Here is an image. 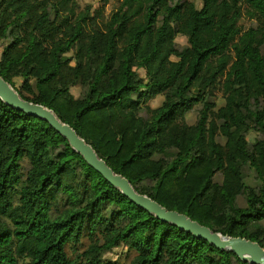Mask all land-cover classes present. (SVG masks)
Listing matches in <instances>:
<instances>
[{
  "label": "trees",
  "instance_id": "16d2710c",
  "mask_svg": "<svg viewBox=\"0 0 264 264\" xmlns=\"http://www.w3.org/2000/svg\"><path fill=\"white\" fill-rule=\"evenodd\" d=\"M99 3L92 13L77 0H0V75L140 194L264 248V0ZM84 233L93 242L73 260L67 247ZM121 245L132 264H249L139 208L46 121L0 100V264H102Z\"/></svg>",
  "mask_w": 264,
  "mask_h": 264
},
{
  "label": "water",
  "instance_id": "95a60500",
  "mask_svg": "<svg viewBox=\"0 0 264 264\" xmlns=\"http://www.w3.org/2000/svg\"><path fill=\"white\" fill-rule=\"evenodd\" d=\"M0 100L17 111L46 121L69 143L71 149L80 155L111 186L120 191L130 202L158 220L175 226L197 239H203L220 251L233 253L242 262L264 264V248L258 242L241 237L224 236L192 220L187 215L169 210L147 195L140 194L126 177L117 174L106 161L99 157L93 146L79 136L69 124L63 122L52 109L25 100L1 75Z\"/></svg>",
  "mask_w": 264,
  "mask_h": 264
},
{
  "label": "rangeland",
  "instance_id": "374dc122",
  "mask_svg": "<svg viewBox=\"0 0 264 264\" xmlns=\"http://www.w3.org/2000/svg\"><path fill=\"white\" fill-rule=\"evenodd\" d=\"M77 2L82 8H84L85 6H91L92 7V13H94V11L96 9L101 7L99 0H77ZM196 4H197L198 8L201 7V3L199 1H196ZM117 5H118L117 1H111L109 5H107L106 7H104L102 9L104 12V15L108 16L112 11H114L116 9ZM241 24L245 28H248V27L254 25V22H251L250 20L245 18V19L241 20ZM176 42L179 45L184 46L187 44V38L180 35L177 37ZM263 51H264V49H263ZM145 75H146V72L144 69L137 70L138 78H141V77L144 78ZM15 85L17 88H20L22 85V80L16 79ZM71 92L75 97H79L81 94V88L78 86L73 87L71 89ZM212 101H215L217 104L216 110L220 109L221 107L225 106V104H226L225 99L223 98V96L220 93H218ZM163 102H164V97L163 96H157L156 98L149 100L147 103V106H149L151 109H156V108L160 107L163 104ZM201 109H202V106L199 105V106L195 107L193 111H191L190 113L187 114L186 122L189 125H194L197 122ZM142 115H144V114H142ZM258 136H259L258 133L251 132L248 135V141L251 143H254L255 139ZM219 141L223 144L225 143V139L222 137L219 138ZM222 179H223V177H222L221 173H217L214 177V181L219 182V183L222 182ZM246 182L249 186H253L256 184L255 173L253 171H247ZM238 203L240 206H245L246 201H245L244 197H240L238 200ZM92 242L93 241L91 240V238L88 237V233H84V235L81 237L80 241L76 245H70L69 247H67L68 248L67 251H68L70 258L73 260H77V258L79 256H81L83 252H85L86 250L89 249ZM135 256H136V254L134 251L129 250L125 245H121L119 247H114L111 250L105 251L104 255L102 256V264H132ZM82 260L85 261V259H82ZM82 264H85V262H82Z\"/></svg>",
  "mask_w": 264,
  "mask_h": 264
}]
</instances>
